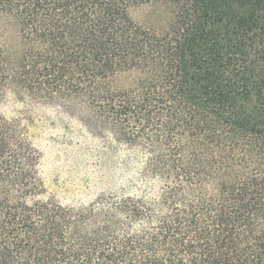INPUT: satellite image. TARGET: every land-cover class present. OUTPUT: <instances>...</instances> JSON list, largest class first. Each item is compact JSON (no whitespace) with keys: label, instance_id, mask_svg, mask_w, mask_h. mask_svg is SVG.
<instances>
[{"label":"trees","instance_id":"16d2710c","mask_svg":"<svg viewBox=\"0 0 264 264\" xmlns=\"http://www.w3.org/2000/svg\"><path fill=\"white\" fill-rule=\"evenodd\" d=\"M150 3L162 26L134 17ZM11 100L78 120L132 175L56 201L28 117L0 111V264H264V0H0Z\"/></svg>","mask_w":264,"mask_h":264},{"label":"rangeland","instance_id":"374dc122","mask_svg":"<svg viewBox=\"0 0 264 264\" xmlns=\"http://www.w3.org/2000/svg\"><path fill=\"white\" fill-rule=\"evenodd\" d=\"M134 17L157 27L168 21L170 12L161 3H150L135 9ZM0 111L28 117L34 142L42 151L40 171L46 193L56 201L84 203L100 191L121 186L132 175L121 155L107 151L78 120L57 107L11 100L1 104Z\"/></svg>","mask_w":264,"mask_h":264}]
</instances>
